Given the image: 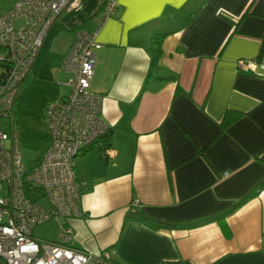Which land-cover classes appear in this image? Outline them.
<instances>
[{"label":"crops","instance_id":"obj_1","mask_svg":"<svg viewBox=\"0 0 264 264\" xmlns=\"http://www.w3.org/2000/svg\"><path fill=\"white\" fill-rule=\"evenodd\" d=\"M117 1L105 19L107 0H84L51 28L62 87L76 30L97 31L91 90L112 133L111 155L76 158L82 215L54 240L70 227L71 246L116 264H264V188L248 196L264 179V0Z\"/></svg>","mask_w":264,"mask_h":264},{"label":"built area","instance_id":"obj_2","mask_svg":"<svg viewBox=\"0 0 264 264\" xmlns=\"http://www.w3.org/2000/svg\"><path fill=\"white\" fill-rule=\"evenodd\" d=\"M83 1L15 0L0 14V257L6 264H116L108 252L71 246L70 227H64L56 240L34 235L43 223L82 215L81 196L89 182L77 178L76 158L99 144L110 128L100 115L102 95L91 90L96 50L102 47L97 31L76 30L63 61L70 91L44 106L48 144L34 168H24L19 136L13 133L22 85L48 33ZM117 8V0H107L104 18ZM237 64L249 70L253 61L239 59ZM3 120H10L11 131L3 127ZM101 153L109 156L111 150L106 147Z\"/></svg>","mask_w":264,"mask_h":264},{"label":"rangeland","instance_id":"obj_3","mask_svg":"<svg viewBox=\"0 0 264 264\" xmlns=\"http://www.w3.org/2000/svg\"><path fill=\"white\" fill-rule=\"evenodd\" d=\"M15 0H0V14L7 11ZM54 29L48 35L44 50L34 64L33 71L22 85L17 102L16 122L13 133L19 136V146L25 169L34 168L38 158L48 144V130L43 114L45 104L58 95L67 93L69 87L61 86V63L59 58L47 51L51 46V38L55 35ZM53 31V32H52ZM44 53V54H43ZM35 74L37 76L35 77ZM3 127L11 131L10 120H3ZM45 203V199H42ZM60 224L58 221H49L34 229V235L48 240L58 236ZM0 264H6L0 257Z\"/></svg>","mask_w":264,"mask_h":264},{"label":"trees","instance_id":"obj_4","mask_svg":"<svg viewBox=\"0 0 264 264\" xmlns=\"http://www.w3.org/2000/svg\"><path fill=\"white\" fill-rule=\"evenodd\" d=\"M160 40H161V37L156 36L155 38H153V46H154L153 58H152L153 63L156 62V60L159 58L160 53H161ZM238 116L239 114H235L231 111H228L224 117L223 126L224 127L227 126L231 121L236 119ZM111 139H112V133L110 132V128H109L108 132L99 141V144L97 143V144L92 145L88 150H86V152H88L89 150H95V149L102 152V150L105 149L106 147H110ZM263 188H264V179L256 184V186L254 187V190L250 194H248V196L253 195L255 192H259Z\"/></svg>","mask_w":264,"mask_h":264}]
</instances>
